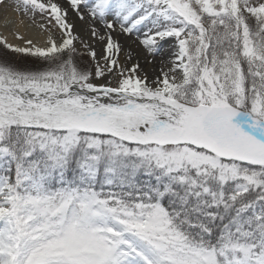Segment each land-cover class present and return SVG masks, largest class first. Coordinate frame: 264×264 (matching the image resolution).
<instances>
[{
  "label": "snow or ice",
  "instance_id": "snow-or-ice-1",
  "mask_svg": "<svg viewBox=\"0 0 264 264\" xmlns=\"http://www.w3.org/2000/svg\"><path fill=\"white\" fill-rule=\"evenodd\" d=\"M10 11L46 39L0 35V264H264V0Z\"/></svg>",
  "mask_w": 264,
  "mask_h": 264
},
{
  "label": "bare ground",
  "instance_id": "bare-ground-1",
  "mask_svg": "<svg viewBox=\"0 0 264 264\" xmlns=\"http://www.w3.org/2000/svg\"><path fill=\"white\" fill-rule=\"evenodd\" d=\"M0 35H6L10 42L19 43L16 37L13 36V32L19 27V31L23 32L25 35L34 38L39 43H43L46 39V34L41 32L30 20L25 18L24 25H18V17L14 12H9L8 19L12 23L5 26L4 23V14L0 12ZM70 16L74 23H76V30L80 31L81 25L76 21L75 13H70ZM55 34V33H54ZM56 35V34H55ZM173 42L169 41L168 43L162 44L160 50L155 55H149L145 49L140 48L136 51L135 59L139 61L141 66V71L146 73L149 80L154 79L160 74L161 67L170 66L169 61L173 58L172 53L175 49L172 47ZM151 61V62H150Z\"/></svg>",
  "mask_w": 264,
  "mask_h": 264
},
{
  "label": "rangeland",
  "instance_id": "rangeland-1",
  "mask_svg": "<svg viewBox=\"0 0 264 264\" xmlns=\"http://www.w3.org/2000/svg\"><path fill=\"white\" fill-rule=\"evenodd\" d=\"M1 19V16H0ZM37 23L42 22L41 17L37 14L36 16ZM32 23V22H31ZM253 26L255 25V20H252L250 22ZM54 33L58 36V32L54 30ZM174 44V41H171ZM79 47V45H77ZM7 60H9L11 63H13L16 66L22 67V68H33L38 66V62L34 60V58L25 56L23 54H12L9 53L6 57ZM167 67V65H166Z\"/></svg>",
  "mask_w": 264,
  "mask_h": 264
}]
</instances>
